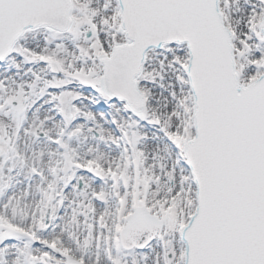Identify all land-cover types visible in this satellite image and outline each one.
<instances>
[{
  "label": "snow or ice",
  "instance_id": "snow-or-ice-1",
  "mask_svg": "<svg viewBox=\"0 0 264 264\" xmlns=\"http://www.w3.org/2000/svg\"><path fill=\"white\" fill-rule=\"evenodd\" d=\"M0 264H264V0H0Z\"/></svg>",
  "mask_w": 264,
  "mask_h": 264
}]
</instances>
